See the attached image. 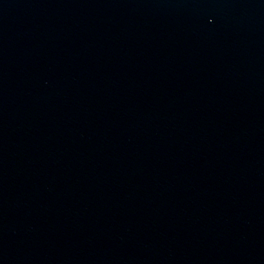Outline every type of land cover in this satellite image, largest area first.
<instances>
[{
  "label": "water",
  "instance_id": "obj_1",
  "mask_svg": "<svg viewBox=\"0 0 264 264\" xmlns=\"http://www.w3.org/2000/svg\"><path fill=\"white\" fill-rule=\"evenodd\" d=\"M0 264H264V0H0Z\"/></svg>",
  "mask_w": 264,
  "mask_h": 264
}]
</instances>
